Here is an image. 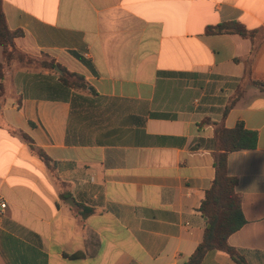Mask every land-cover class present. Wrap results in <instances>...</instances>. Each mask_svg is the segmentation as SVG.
Here are the masks:
<instances>
[{
    "label": "crops",
    "instance_id": "obj_1",
    "mask_svg": "<svg viewBox=\"0 0 264 264\" xmlns=\"http://www.w3.org/2000/svg\"><path fill=\"white\" fill-rule=\"evenodd\" d=\"M3 10L23 32L20 51L93 92L56 68L6 67L0 264H184L203 240L209 141L216 124L238 122L258 142L228 156L246 220L228 242L264 264V0H3ZM231 21L257 32H222ZM80 205L96 212L83 218ZM201 264L237 263L211 251Z\"/></svg>",
    "mask_w": 264,
    "mask_h": 264
},
{
    "label": "trees",
    "instance_id": "obj_2",
    "mask_svg": "<svg viewBox=\"0 0 264 264\" xmlns=\"http://www.w3.org/2000/svg\"><path fill=\"white\" fill-rule=\"evenodd\" d=\"M225 33H236L243 37H252L257 31L248 30L239 21H231L220 26ZM211 32V29L208 30ZM23 34L21 30L12 31L7 24L3 10V0H0V48L3 52V62H0V110L2 98L5 94L6 67L17 61L25 65L38 64L44 69L53 70L58 67L63 73L61 81L68 87L76 90L90 89L82 75L69 72L54 59L35 58L20 51L15 44V39ZM243 95L240 90L225 109V114L235 105ZM22 138L29 143L35 154L46 164L51 172L56 174L55 165L51 159L41 150L37 149L31 138L21 134ZM258 136L254 131L245 128L242 122H238L234 128H226L216 124L214 137L209 141L213 150L215 176L210 188L205 192L201 201L200 212L205 220V230L202 242L195 252L184 264H201L205 255L211 251L226 254L237 264H250L242 251L232 247L228 239L240 230L246 223L242 211V198L237 191L238 179L228 174V156L232 152L241 150H254L257 147ZM202 145L199 141L196 147ZM83 218L94 214L96 211L87 206H78Z\"/></svg>",
    "mask_w": 264,
    "mask_h": 264
},
{
    "label": "built area",
    "instance_id": "obj_3",
    "mask_svg": "<svg viewBox=\"0 0 264 264\" xmlns=\"http://www.w3.org/2000/svg\"><path fill=\"white\" fill-rule=\"evenodd\" d=\"M7 209V202L2 194H0V224L3 219V216Z\"/></svg>",
    "mask_w": 264,
    "mask_h": 264
},
{
    "label": "water",
    "instance_id": "obj_4",
    "mask_svg": "<svg viewBox=\"0 0 264 264\" xmlns=\"http://www.w3.org/2000/svg\"><path fill=\"white\" fill-rule=\"evenodd\" d=\"M56 70L58 71V72H60L61 74L63 73L58 67H56ZM73 204V203H72Z\"/></svg>",
    "mask_w": 264,
    "mask_h": 264
}]
</instances>
